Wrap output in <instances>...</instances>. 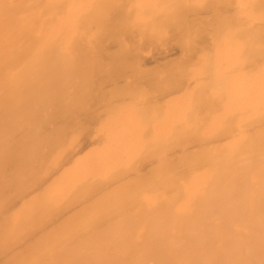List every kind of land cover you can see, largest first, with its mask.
I'll return each mask as SVG.
<instances>
[{
    "label": "bare ground",
    "instance_id": "6f19581e",
    "mask_svg": "<svg viewBox=\"0 0 264 264\" xmlns=\"http://www.w3.org/2000/svg\"><path fill=\"white\" fill-rule=\"evenodd\" d=\"M0 264H264V0H0Z\"/></svg>",
    "mask_w": 264,
    "mask_h": 264
},
{
    "label": "rangeland",
    "instance_id": "374dc122",
    "mask_svg": "<svg viewBox=\"0 0 264 264\" xmlns=\"http://www.w3.org/2000/svg\"><path fill=\"white\" fill-rule=\"evenodd\" d=\"M130 78H131V79L133 78V80L135 79L134 77H129V78H127V79H128L129 81H131ZM116 79H117V78H116ZM143 80H144V78H142V81L139 80V82H140V81L143 82ZM145 80H146V79H145ZM108 81H109V79H108ZM135 82H136V80H135ZM143 83H144V82H143ZM143 83H142V84H143ZM144 84H145V83H144ZM144 84H143V85H144ZM140 85H141V83H140ZM145 85H146V84H145ZM140 87H141V86H140ZM142 87H146V86H142ZM101 89H102V88H101ZM101 89H100V90H101ZM100 90H99V91H96V92L94 93V96H93V97H95V98L97 97L96 99H98V100L100 99V97L102 98L101 95H100V97H98V96H99L98 94H100V93L103 94V92H104V91L101 92ZM102 90H103V89H102ZM104 90H105V89H104ZM97 92H98V93H97ZM106 93H107V92H105L104 94H105L107 97H110V96H109L108 94H106ZM96 95H98V96H96ZM103 97H104V96H103ZM107 97H106V98H107ZM121 97H123V96H121ZM121 97L119 98L120 100H125L124 98L121 99ZM106 98H105V99H106ZM103 100H104V98H103L101 101H103ZM106 100H108V98H107Z\"/></svg>",
    "mask_w": 264,
    "mask_h": 264
}]
</instances>
